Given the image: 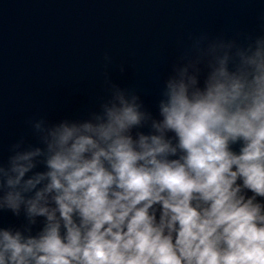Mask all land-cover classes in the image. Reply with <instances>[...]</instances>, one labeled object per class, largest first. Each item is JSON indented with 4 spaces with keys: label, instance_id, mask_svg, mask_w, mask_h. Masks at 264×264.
I'll return each instance as SVG.
<instances>
[{
    "label": "clouds",
    "instance_id": "9594fccd",
    "mask_svg": "<svg viewBox=\"0 0 264 264\" xmlns=\"http://www.w3.org/2000/svg\"><path fill=\"white\" fill-rule=\"evenodd\" d=\"M156 112L111 84L0 160V264H264V35L200 36ZM147 129V131H144Z\"/></svg>",
    "mask_w": 264,
    "mask_h": 264
}]
</instances>
